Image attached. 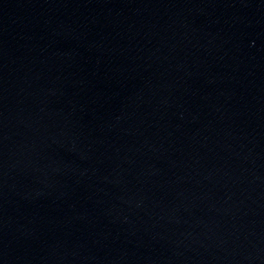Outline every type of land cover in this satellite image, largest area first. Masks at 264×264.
I'll return each mask as SVG.
<instances>
[{
	"label": "water",
	"instance_id": "water-1",
	"mask_svg": "<svg viewBox=\"0 0 264 264\" xmlns=\"http://www.w3.org/2000/svg\"><path fill=\"white\" fill-rule=\"evenodd\" d=\"M0 264H264V0H0Z\"/></svg>",
	"mask_w": 264,
	"mask_h": 264
}]
</instances>
